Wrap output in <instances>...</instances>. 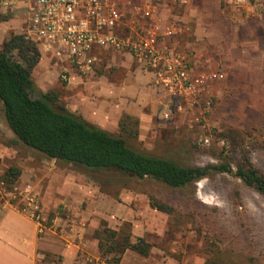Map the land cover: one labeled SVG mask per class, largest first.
Wrapping results in <instances>:
<instances>
[{"label":"rangeland","instance_id":"obj_1","mask_svg":"<svg viewBox=\"0 0 264 264\" xmlns=\"http://www.w3.org/2000/svg\"><path fill=\"white\" fill-rule=\"evenodd\" d=\"M3 17L5 18L0 20V33L8 31L6 39L11 34L24 31L20 26L22 19L25 22L23 14ZM259 31L261 39L257 45L252 46L245 40L243 53L238 51L237 56L235 55L238 59L236 65L231 66L226 57L216 55L213 50L202 55V60L209 59L210 64L204 65L200 70L212 71L220 63L224 74L223 80L214 81L211 85L213 104L205 129L194 123L195 114L182 115L168 122L162 121L158 103L151 101L143 111L149 118L138 120V137L129 141L131 147L192 167H205L221 162H228L235 167L248 160L264 174V30ZM126 55L124 52H104L94 73L79 77L105 81L114 79L121 86L128 79L132 81V94L125 93L124 100L128 99L139 106L142 102L139 99L140 88L146 97L153 94L158 98L157 92L147 85V79L135 71L130 60H126ZM201 63L202 61L198 62ZM59 75L60 73H53L49 82L52 87L47 93L56 97L64 106L63 83ZM137 78L144 83L137 86ZM138 102L140 103L137 104ZM150 105L155 108L151 110ZM98 116L104 127L101 129L114 135L124 134L120 129L124 116L116 124L104 119L101 114ZM0 121L4 122L1 112ZM128 128L133 129V125L130 124ZM201 132L210 137L208 146L195 145V137ZM4 139L10 141L8 136ZM14 148L21 157L30 155L33 163L43 162L48 168L60 169L69 181L83 183L89 189L84 192L87 193L85 198L76 197L78 192L70 194L71 189L67 188V184V189L64 188V194L70 203L78 206L80 212L87 211L91 204L88 195H93L95 191L98 197L101 195L104 199L98 206L109 211V201L117 209L115 217L126 220L118 228H125L130 219L134 220L135 224L130 223L131 232L134 231L135 235L151 243L149 259H157L158 264H205L217 255L229 264H264V198L246 188L233 175L212 174L187 190L170 189L154 181H138L108 173L91 180L69 165L47 159L21 146ZM38 180L41 186H48L47 178L40 177ZM149 198L170 207L172 213L153 209ZM61 203L59 218L64 222L69 213L67 209L63 210L67 201ZM94 218L96 228H90L87 232L89 237L94 238L95 231L102 223L108 228L113 226L111 224L109 227L100 216ZM111 221L117 227L115 220ZM141 258L140 262L134 261L135 264H146L142 261L148 257ZM109 259L110 257H100L99 254L97 260H89L84 264H111ZM57 261L56 258H48L49 264H58Z\"/></svg>","mask_w":264,"mask_h":264},{"label":"crops","instance_id":"obj_2","mask_svg":"<svg viewBox=\"0 0 264 264\" xmlns=\"http://www.w3.org/2000/svg\"><path fill=\"white\" fill-rule=\"evenodd\" d=\"M164 14L178 20L188 30V35L182 39L184 50L193 49L200 55L213 50L216 55L226 57L231 66L236 65L238 61L235 57L238 51L243 53V48L246 46L245 40H248L252 46L257 45L258 40L261 39L259 30H264V0H259L257 4L247 7L237 24H233L226 18L220 0H190L186 6L165 11ZM20 26L22 30L25 28L23 19ZM6 33H0V48L6 41ZM38 48L41 59L31 74L36 87L43 93L49 92L52 87L49 83L50 78L53 73H60L59 79L63 83L64 107L97 127L104 128L98 118L100 114L113 124L126 115L142 121L149 118L143 112L148 103L151 101L158 103L159 96L157 98V95L150 94L148 98L141 88L139 91V99L142 101L140 106L128 99L124 100L125 93L132 94V81L128 79L121 86L114 79L106 81L95 78L86 79L69 72L68 78L63 80L61 74L65 64L57 61L53 54L46 52L42 47ZM109 59L106 58V60ZM126 60L132 63L127 55ZM141 83L143 84L144 81L137 80V86ZM153 106L151 110L155 108ZM94 117H96L95 120ZM5 136H8L10 141H6ZM13 138L5 121H0V173L3 175L9 168H16L20 175L14 185L18 189L25 184L33 186L40 203L45 228L40 231L35 222L15 210L7 201L0 203V264H49L48 258L58 259V264H84L89 260H97L99 257L97 241L89 237L87 233L91 227L96 228L94 216L102 217L109 227L113 224L110 228L116 231L121 228L118 226L126 220L115 217L117 214L114 213H117V209L109 201L108 204H111L109 211L98 206L97 204L103 202L104 199L101 195L98 197L95 191L92 197L88 195L91 207L89 206L87 211L80 212L78 206L70 203L67 195L64 194L65 185L67 184L69 186L67 188L71 189L70 194L78 192L75 194L76 197L84 196L85 198L87 193L84 192L89 189L85 188L80 181H69L66 174L58 168H48L43 162L33 163L30 155L24 157L18 155L12 143ZM40 177L48 179V186L39 184L38 178ZM49 192H51L50 195ZM64 200L67 204L63 205V210L67 209L69 217L62 222L59 218V210H61L59 204H62ZM111 220H115L117 227ZM69 221H71L70 224ZM129 222L135 224L132 219ZM130 223L127 224L132 238L134 240L143 239L135 235L134 231L131 232ZM150 254L151 251L147 256L148 259L143 258L142 262L158 264L157 259H149ZM141 257L134 252L126 251L121 257L120 264H135L134 261L140 262Z\"/></svg>","mask_w":264,"mask_h":264},{"label":"built area","instance_id":"obj_3","mask_svg":"<svg viewBox=\"0 0 264 264\" xmlns=\"http://www.w3.org/2000/svg\"><path fill=\"white\" fill-rule=\"evenodd\" d=\"M190 0H0V16L23 14L24 34L65 64L62 79L73 72L85 77L94 73L101 55L124 52L135 71L159 95V117L168 122L195 114L194 123L205 129L212 108L214 81L224 78L222 66L209 72L200 70L210 60H202L196 50L186 51L182 39L186 27L164 12L186 6ZM259 0H220L226 18L233 24L245 9ZM201 64H198V62ZM210 144V137L198 133L195 145ZM12 207L35 222L40 231L45 224L37 194L30 184L18 189L0 173V203Z\"/></svg>","mask_w":264,"mask_h":264},{"label":"trees","instance_id":"obj_4","mask_svg":"<svg viewBox=\"0 0 264 264\" xmlns=\"http://www.w3.org/2000/svg\"><path fill=\"white\" fill-rule=\"evenodd\" d=\"M38 47L22 32L11 34L0 48V112L14 137L13 146L69 165L91 180L108 173L187 190L212 174H230L264 198V174L248 160L235 167L228 162L205 167L181 165L168 157L131 147L129 141L138 137L139 122L134 117L126 115L120 122V129L126 135H114L67 110L56 97L41 92L32 81L31 74L41 59ZM130 124L133 129L128 128ZM19 175V170L12 167L4 172L3 179L11 185ZM149 203L157 211L172 213L170 207L152 198ZM94 239L100 257H110L111 264H119L126 251L147 257L151 249L143 239L132 238L129 225L116 231L102 223ZM205 264L229 263L217 255Z\"/></svg>","mask_w":264,"mask_h":264}]
</instances>
